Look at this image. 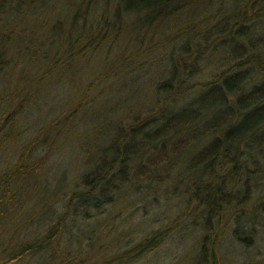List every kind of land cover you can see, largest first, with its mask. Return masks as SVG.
<instances>
[{
  "label": "trees",
  "instance_id": "trees-1",
  "mask_svg": "<svg viewBox=\"0 0 264 264\" xmlns=\"http://www.w3.org/2000/svg\"><path fill=\"white\" fill-rule=\"evenodd\" d=\"M215 3L0 0V151L20 141L13 164L0 171V264L31 256L35 264H133L189 223L199 227L190 264H224L228 230L240 245L258 236L264 227V0ZM213 10L203 25L175 32L188 13ZM125 30H131L129 55L104 57L77 97L21 141L41 82L53 74L73 77L75 67L101 57ZM153 65L160 71L153 101L112 124L113 113L94 112L80 168L57 195L59 211L34 228L43 162L58 142L79 137L77 122L94 96L92 86L109 72L135 66L144 73ZM172 164L178 168L171 178L186 196L185 207L167 222L124 243L121 232L102 234L99 226L107 222L75 236L72 226L103 212L110 220L131 194L142 193L146 179Z\"/></svg>",
  "mask_w": 264,
  "mask_h": 264
},
{
  "label": "rangeland",
  "instance_id": "rangeland-1",
  "mask_svg": "<svg viewBox=\"0 0 264 264\" xmlns=\"http://www.w3.org/2000/svg\"><path fill=\"white\" fill-rule=\"evenodd\" d=\"M221 1L223 0H216V3ZM63 5L64 1L61 3V6ZM212 13H214V10L209 13L197 12L192 16L188 13L176 21L175 32L177 33L191 23L199 22L203 25V17L210 16ZM218 15L220 16V14ZM127 29H131V26H128ZM130 31L125 30L116 44L111 49L106 48L101 57L96 55L89 64L83 65L81 63L75 67L73 77L71 73L66 77H62L63 79L61 76L53 74L41 82L40 93L34 100L35 104L26 110L23 120V129L26 131L21 141L30 137L35 129L46 119L54 116V113L60 107L67 105L77 97L88 78H93L97 71L103 67L101 62L104 57L111 59L117 56L129 55L131 49ZM139 60L142 61L143 58L140 57ZM207 64L205 65L207 67L206 72L211 68V64L208 66ZM107 65L108 60L104 69L109 68ZM141 65L144 66L145 64ZM147 67L148 64L143 68L147 69ZM159 72V68H156L155 65H153V69L148 68L144 73L134 66L128 70L122 69L118 74L109 72L107 78L99 83L100 85L92 86L94 96L90 93V99H88L86 105L87 109L77 122L76 135L80 133L79 137L74 136L73 139H69L67 143L59 147L58 142V145L43 162L40 191L37 196L41 203L32 212V214L35 213V218L32 221L34 228H40L50 223L59 211V204L56 202L57 195L64 187H70L71 178L80 168L82 155L86 153L89 144V140L85 136L91 138V132L85 130H88V127L92 124L91 116L94 112L98 111L103 116L113 113L109 117V124H112L115 117L118 119L137 110L140 105L152 102L154 99L153 84ZM83 131L86 133L82 134ZM100 141L98 140L96 143ZM19 144L20 141L0 151V171L9 169L13 164ZM177 168V165L172 164L162 170V174L157 177L160 178L161 183L163 182L160 186H156L157 178L152 176L146 179L143 186L140 187H143L142 193L131 194L127 202L128 206L116 215H111L110 220H104L105 217H108L106 212L91 214L83 224L72 226L73 233L76 236L83 233L88 234L90 230L95 232L97 230L95 228L103 224L101 222H107L106 226H99L102 234L108 233L110 237L121 232L123 233L122 243H124L158 228L185 207L183 198L186 196V192L181 187L180 182L171 178ZM149 183L154 184L156 187H147ZM190 226H192V223L187 224L186 229ZM181 228L183 227L181 226L175 233L171 234L155 251L148 253L133 264H190L196 251L199 227H191L188 230ZM257 230V237L245 238V240H249L248 245H240L228 230L221 249L224 264H240L249 259L252 260V264L264 263V227L258 226ZM72 243L74 246L75 240ZM36 262L37 257L31 256L13 264H35Z\"/></svg>",
  "mask_w": 264,
  "mask_h": 264
}]
</instances>
